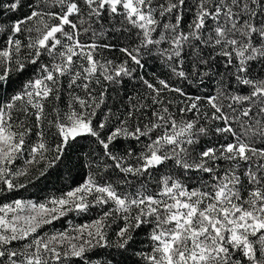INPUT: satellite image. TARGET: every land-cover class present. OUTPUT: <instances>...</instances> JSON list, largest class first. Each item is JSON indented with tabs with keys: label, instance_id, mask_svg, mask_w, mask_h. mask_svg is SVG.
I'll list each match as a JSON object with an SVG mask.
<instances>
[{
	"label": "snow or ice",
	"instance_id": "6c2138e0",
	"mask_svg": "<svg viewBox=\"0 0 264 264\" xmlns=\"http://www.w3.org/2000/svg\"><path fill=\"white\" fill-rule=\"evenodd\" d=\"M0 264H264V0H0Z\"/></svg>",
	"mask_w": 264,
	"mask_h": 264
},
{
	"label": "trees",
	"instance_id": "16d2710c",
	"mask_svg": "<svg viewBox=\"0 0 264 264\" xmlns=\"http://www.w3.org/2000/svg\"><path fill=\"white\" fill-rule=\"evenodd\" d=\"M119 259V258H118Z\"/></svg>",
	"mask_w": 264,
	"mask_h": 264
}]
</instances>
